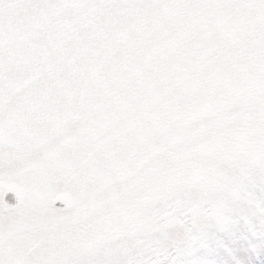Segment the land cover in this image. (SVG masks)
<instances>
[{"label":"snow or ice","instance_id":"snow-or-ice-1","mask_svg":"<svg viewBox=\"0 0 264 264\" xmlns=\"http://www.w3.org/2000/svg\"><path fill=\"white\" fill-rule=\"evenodd\" d=\"M0 264H264V0H0Z\"/></svg>","mask_w":264,"mask_h":264}]
</instances>
